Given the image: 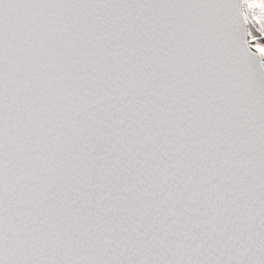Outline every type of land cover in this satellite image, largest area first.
Returning a JSON list of instances; mask_svg holds the SVG:
<instances>
[{"label":"snow or ice","instance_id":"obj_1","mask_svg":"<svg viewBox=\"0 0 264 264\" xmlns=\"http://www.w3.org/2000/svg\"><path fill=\"white\" fill-rule=\"evenodd\" d=\"M0 264H264V0H0Z\"/></svg>","mask_w":264,"mask_h":264}]
</instances>
